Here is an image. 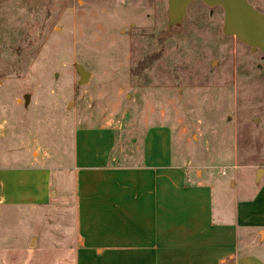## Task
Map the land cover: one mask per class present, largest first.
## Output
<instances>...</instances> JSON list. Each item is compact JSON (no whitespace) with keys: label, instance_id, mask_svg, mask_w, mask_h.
<instances>
[{"label":"rangeland","instance_id":"374dc122","mask_svg":"<svg viewBox=\"0 0 264 264\" xmlns=\"http://www.w3.org/2000/svg\"><path fill=\"white\" fill-rule=\"evenodd\" d=\"M166 1L0 0V168L41 158L54 175L70 165L75 132L101 126L132 164L146 129L160 125L178 162L214 178L215 209L222 187L228 211L253 196L264 53L223 36L221 8L200 1L168 30ZM247 1L264 14V0ZM76 64L90 74L83 85ZM59 180L40 203L11 204L0 191V264H75L74 196ZM244 234L241 246L264 260V237Z\"/></svg>","mask_w":264,"mask_h":264},{"label":"crops","instance_id":"0c3cea01","mask_svg":"<svg viewBox=\"0 0 264 264\" xmlns=\"http://www.w3.org/2000/svg\"><path fill=\"white\" fill-rule=\"evenodd\" d=\"M116 142L108 126L81 128L67 169L53 175L41 158L0 168L5 202H44L50 179L67 184L74 196L75 264H264L247 252L251 243H240L241 229L245 237L264 232V170L253 196L228 211L222 187L215 209L214 178L175 159L168 127L146 129L132 164L122 163Z\"/></svg>","mask_w":264,"mask_h":264},{"label":"water","instance_id":"95a60500","mask_svg":"<svg viewBox=\"0 0 264 264\" xmlns=\"http://www.w3.org/2000/svg\"><path fill=\"white\" fill-rule=\"evenodd\" d=\"M194 1H200L207 7H220L223 13L222 35L232 37L246 46L251 53H264V14L257 11L247 0H167L166 27L171 30L182 24L187 8ZM78 85L87 83L89 72L83 66L75 65ZM24 104L28 95L23 97ZM263 169H258L255 182L258 183ZM264 232L261 233L263 237Z\"/></svg>","mask_w":264,"mask_h":264},{"label":"flooded vegetation","instance_id":"af4514ba","mask_svg":"<svg viewBox=\"0 0 264 264\" xmlns=\"http://www.w3.org/2000/svg\"><path fill=\"white\" fill-rule=\"evenodd\" d=\"M250 4V3H249ZM258 11V10H257ZM261 13V12H260Z\"/></svg>","mask_w":264,"mask_h":264}]
</instances>
